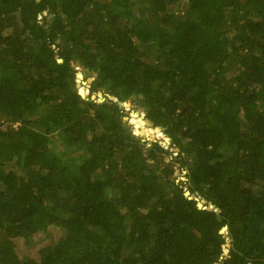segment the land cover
<instances>
[{
    "label": "trees",
    "instance_id": "trees-1",
    "mask_svg": "<svg viewBox=\"0 0 264 264\" xmlns=\"http://www.w3.org/2000/svg\"><path fill=\"white\" fill-rule=\"evenodd\" d=\"M0 264H264V0H0Z\"/></svg>",
    "mask_w": 264,
    "mask_h": 264
},
{
    "label": "rangeland",
    "instance_id": "rangeland-1",
    "mask_svg": "<svg viewBox=\"0 0 264 264\" xmlns=\"http://www.w3.org/2000/svg\"><path fill=\"white\" fill-rule=\"evenodd\" d=\"M101 2V0H98ZM45 15V14H44ZM49 18H51V16L49 15L48 16ZM41 19V18H40ZM74 67L78 70L77 71V77H76V83L77 85H79L78 90L79 92H81L82 90H84V97H88V95H90L91 93V89H90V85L92 83H89L88 80H93L94 78L91 76L90 77V72L88 71L87 73V78H85L84 74L82 73V68L81 67H77V64L75 65L74 64ZM81 75V78H79V76ZM94 76V75H93ZM93 82V81H92ZM92 97H94L95 99H92ZM109 98H113L114 101H117V99H115L114 97H109ZM91 99L95 102L98 103L99 100H104L106 101V96L104 95L103 92H98V93H94L92 96H91ZM122 102V101H121ZM124 104V109L130 113V118H131V121L129 122L132 126V131L133 133L138 137V138H141L143 141L147 142L148 144H151L153 142H157L159 143L166 151H168L169 153L171 152H175L174 153V156L176 155V152H177V148L175 147H172L171 145V142H167V138H169L167 135H165L163 133V131H160L162 136H158V134H154L153 131H151L150 129L152 130H156L155 127H148L146 122H145V119H146V115L145 113H143V111L141 109H137V108H134L133 107V104L130 102V101H126V102H123ZM134 109V110H133ZM138 114V117L144 119V122H145V126L143 128H140L139 131H137L136 127L134 126L133 124V119H134V115L132 114ZM137 117V118H138ZM136 119V118H135ZM14 127H17V125H15ZM162 130V129H161ZM58 145L60 146V143L55 140ZM171 160L170 156L167 155L165 157V162L168 163L169 161ZM175 177L178 179V181L180 179H183L185 180V173H181L180 169H177L176 170V173H175ZM187 193V192H186ZM194 197L199 201L198 202V206L202 207V208H207V207H210L211 209L213 208L214 210L217 211V208L215 207L214 208V205L212 204H209L208 206H204L206 204V200L202 199L200 196H198L197 194L194 195ZM54 239L57 238L59 235H60V232L59 231H54ZM224 234L225 236H227V232L224 231ZM48 242V235L47 233H41V234H36V235H33L32 237L26 239V240H23V241H20L18 242V253L23 256L24 254H30L31 256L34 254V251H36L37 249H40V247L42 245H45L46 243ZM229 244V241L226 242L225 246ZM227 247V246H226Z\"/></svg>",
    "mask_w": 264,
    "mask_h": 264
},
{
    "label": "water",
    "instance_id": "water-1",
    "mask_svg": "<svg viewBox=\"0 0 264 264\" xmlns=\"http://www.w3.org/2000/svg\"><path fill=\"white\" fill-rule=\"evenodd\" d=\"M38 1H39V0H38ZM59 62L63 63V60H59ZM73 66H74V64H73ZM93 80H94V79H93ZM93 80H90V79H89L88 82H89V83H92ZM77 87H79V85H77ZM80 94H81L82 97H84V95H83L81 92H80ZM84 98H85V97H84ZM92 99H95V98L92 97ZM110 99L113 100V98H110ZM117 102H118V105H119L121 108H124V104H123V102L118 101V100H117ZM132 115L138 117V114H136V113H134V114H132ZM130 117H131V116H130ZM130 117H125L124 120L130 122V121H131V118H130ZM145 122H146V124H147L148 127H155V125H154V123H153L152 121H150V120H148V119H145ZM155 128H156V130L162 131L160 127H155ZM178 151H179V149H177V152H178ZM186 196H190V193H189L188 191H187V193H186ZM199 207H200V206H199ZM200 208H202V207H200ZM214 208H215V206H214ZM206 209H207V210H212L213 208L211 209L210 207H207ZM224 231H227V228H224V229H223V232H224ZM226 246H227V247H230V244H227Z\"/></svg>",
    "mask_w": 264,
    "mask_h": 264
},
{
    "label": "bare ground",
    "instance_id": "bare-ground-1",
    "mask_svg": "<svg viewBox=\"0 0 264 264\" xmlns=\"http://www.w3.org/2000/svg\"><path fill=\"white\" fill-rule=\"evenodd\" d=\"M79 78H81V75L79 76ZM81 93L84 94L82 91H81ZM103 102H104V100H99L98 101V103H103ZM166 141L169 143V142H171V139L170 138H167ZM217 211H219V210L217 209Z\"/></svg>",
    "mask_w": 264,
    "mask_h": 264
},
{
    "label": "built area",
    "instance_id": "built-area-1",
    "mask_svg": "<svg viewBox=\"0 0 264 264\" xmlns=\"http://www.w3.org/2000/svg\"><path fill=\"white\" fill-rule=\"evenodd\" d=\"M41 18V17H40Z\"/></svg>",
    "mask_w": 264,
    "mask_h": 264
}]
</instances>
